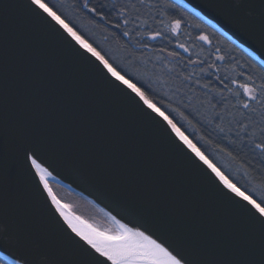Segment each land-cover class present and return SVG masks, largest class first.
Instances as JSON below:
<instances>
[{
	"label": "snow or ice",
	"instance_id": "obj_1",
	"mask_svg": "<svg viewBox=\"0 0 264 264\" xmlns=\"http://www.w3.org/2000/svg\"><path fill=\"white\" fill-rule=\"evenodd\" d=\"M70 7L116 39L147 79L114 66L62 5L0 0V264H264V0H207L197 7L211 20L175 0H71ZM181 8L213 31L190 25ZM38 28L158 129L227 214L36 44ZM216 32L232 47L216 42ZM236 48L257 63H240ZM153 79L169 91L157 92ZM185 124L203 134L190 136ZM213 144L240 162L243 189L206 154ZM58 176L94 185L89 195L105 206L88 203L102 219L62 202L51 183Z\"/></svg>",
	"mask_w": 264,
	"mask_h": 264
},
{
	"label": "water",
	"instance_id": "obj_2",
	"mask_svg": "<svg viewBox=\"0 0 264 264\" xmlns=\"http://www.w3.org/2000/svg\"><path fill=\"white\" fill-rule=\"evenodd\" d=\"M20 2L23 3V0H20ZM175 2L180 5H188L189 8H195V10L200 12V15L203 16L205 20L212 19L211 16L206 15V12L201 10V7H197L198 5H206L207 0H175ZM212 23L215 24L216 21L212 20ZM217 27H219V25H217ZM229 35L231 34L229 33ZM32 38L36 44L46 46L50 55L59 59L69 71L74 72L84 83L86 88L99 94L104 99L105 103L111 106L116 115L121 117L125 122L135 124L145 140L156 148L166 164L173 170L182 182L186 183L193 191L199 193V195L217 212L227 214V209L224 207L209 182L198 171H196L185 158L176 152V150L169 144L167 139L163 137L158 129L141 121L127 102L114 95L109 89L105 88L102 81L96 77L87 65L75 60L68 49L53 36L48 34L46 30L43 28L34 29ZM3 46V41L0 40V52H2ZM244 48H247V45H244ZM259 59L264 60V56L259 57ZM2 64L3 58L2 55H0V65ZM177 143L179 142L177 141ZM185 151L187 150L185 149ZM57 181H59V183H57ZM51 183L65 188L86 201L94 200L99 207L105 206L104 203H101L94 195H89V192L92 191L91 188L94 187V185L89 183L87 180L82 179L81 181L73 182L71 178L65 179L64 176H58L56 177V180L51 181ZM108 202L111 201L109 200ZM5 255H7V253H5Z\"/></svg>",
	"mask_w": 264,
	"mask_h": 264
},
{
	"label": "trees",
	"instance_id": "obj_3",
	"mask_svg": "<svg viewBox=\"0 0 264 264\" xmlns=\"http://www.w3.org/2000/svg\"><path fill=\"white\" fill-rule=\"evenodd\" d=\"M177 3V2H176ZM51 4L56 6V10H61V5L63 6V14L68 18L72 25L79 31L90 43L98 48L107 58L121 71H124L128 74L135 76H143L144 79H147V76L144 74L142 66H137L135 64H130L128 62L127 54L123 48L120 47V44L114 39L108 32L104 30L103 27L98 26L95 22L89 19L88 16L79 14L72 10L70 7L71 0H51ZM178 4V3H177ZM188 19L190 25H200V29L207 30L212 32L213 29L209 27L203 20L197 17L192 12L186 11L184 8L180 9ZM193 31V29H189ZM195 34V32H194ZM216 42L221 43L224 46L232 47L230 41H228L221 33L216 32ZM240 60V63H245V60H249L252 63H257L255 59L250 57L246 52L240 48H236L234 53ZM153 87L156 88L157 92L169 91L167 86L161 88L159 84L153 79ZM169 95H172L169 92ZM172 99L174 102L178 101V97L173 95ZM165 99V103H167ZM175 106V103H174ZM175 115V114H173ZM191 118V117H190ZM178 119V117H177ZM195 124V120H193ZM185 127L188 129L190 136L201 133H193L192 126L185 124ZM213 159L215 163L221 168L225 174L229 175L230 179H233L234 182L238 184L243 189V186L246 182L244 177V170L240 167V162L232 160L226 154L219 153L215 151V145L210 146L209 151L206 153ZM251 188L252 186L249 185ZM76 198L82 201V205L74 207L75 212L78 215H82L85 219H96L97 221L102 219V213H100L95 207L89 204L86 200L75 195ZM63 201L67 202L65 199L61 198ZM86 201V202H85Z\"/></svg>",
	"mask_w": 264,
	"mask_h": 264
},
{
	"label": "flooded vegetation",
	"instance_id": "obj_4",
	"mask_svg": "<svg viewBox=\"0 0 264 264\" xmlns=\"http://www.w3.org/2000/svg\"><path fill=\"white\" fill-rule=\"evenodd\" d=\"M52 187H53L54 192H56L57 195H60V197L65 199L69 204L76 206L78 205L79 202L82 203L80 199L76 198V196L73 193L66 190L65 188L59 185H56L54 183H52Z\"/></svg>",
	"mask_w": 264,
	"mask_h": 264
},
{
	"label": "rangeland",
	"instance_id": "obj_5",
	"mask_svg": "<svg viewBox=\"0 0 264 264\" xmlns=\"http://www.w3.org/2000/svg\"><path fill=\"white\" fill-rule=\"evenodd\" d=\"M58 196L60 197V195H58ZM60 198H61V197H60ZM61 200H62V199H61ZM62 201H63V200H62ZM63 202H65V201H63ZM82 204H83V203L79 202L78 205L75 206V208H76L77 206H79V205H82Z\"/></svg>",
	"mask_w": 264,
	"mask_h": 264
},
{
	"label": "bare ground",
	"instance_id": "obj_6",
	"mask_svg": "<svg viewBox=\"0 0 264 264\" xmlns=\"http://www.w3.org/2000/svg\"><path fill=\"white\" fill-rule=\"evenodd\" d=\"M63 202V201H62ZM86 202V201H85ZM88 202V201H87ZM66 203H68V202H66Z\"/></svg>",
	"mask_w": 264,
	"mask_h": 264
}]
</instances>
